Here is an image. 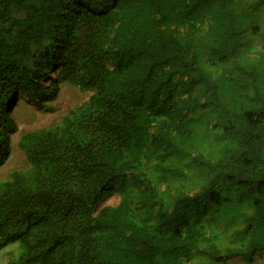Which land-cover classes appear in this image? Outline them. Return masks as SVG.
<instances>
[{
	"label": "trees",
	"instance_id": "trees-1",
	"mask_svg": "<svg viewBox=\"0 0 264 264\" xmlns=\"http://www.w3.org/2000/svg\"><path fill=\"white\" fill-rule=\"evenodd\" d=\"M264 0H0V180L13 264H264ZM117 193L115 205H102Z\"/></svg>",
	"mask_w": 264,
	"mask_h": 264
},
{
	"label": "rangeland",
	"instance_id": "rangeland-1",
	"mask_svg": "<svg viewBox=\"0 0 264 264\" xmlns=\"http://www.w3.org/2000/svg\"><path fill=\"white\" fill-rule=\"evenodd\" d=\"M264 43V39L261 40ZM89 92L63 84L57 98L46 103L45 108L38 109L33 102L26 98L18 101L13 116L17 124V131L11 136V153L6 163L0 166V180L9 176L13 170L23 169L26 166L24 152L18 147V140L22 133L35 129L52 127L72 108L78 106L89 97ZM119 201L117 193L104 199L102 205H115ZM16 244L0 249V264H13L17 260ZM264 262V255L261 259Z\"/></svg>",
	"mask_w": 264,
	"mask_h": 264
}]
</instances>
